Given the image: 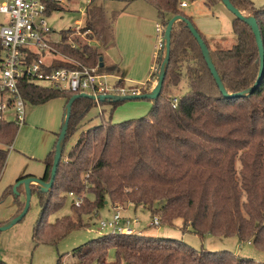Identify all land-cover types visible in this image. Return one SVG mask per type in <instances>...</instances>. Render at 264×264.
Masks as SVG:
<instances>
[{
	"label": "trees",
	"instance_id": "obj_1",
	"mask_svg": "<svg viewBox=\"0 0 264 264\" xmlns=\"http://www.w3.org/2000/svg\"><path fill=\"white\" fill-rule=\"evenodd\" d=\"M102 1L125 4L142 1L156 12L157 23L164 30L174 16L192 23L179 8L183 0ZM230 2L256 20L264 49V5L257 8L251 0ZM204 3L210 7L222 0H204ZM94 10L102 12L99 8ZM122 11H112L110 21H104V30L98 39L102 47L113 46L115 19ZM93 25L88 23L85 31L90 34L97 30ZM231 26L236 44L226 50H212L198 31L227 94L250 89L260 65L249 26L236 18ZM68 32H63L61 41L53 44L59 53L82 65L98 66L100 73L115 71L114 67L101 66L102 55L96 48L67 45ZM164 57L163 48L157 56L158 67ZM33 58L37 56L29 60ZM182 63L188 64L185 73L181 70ZM60 68L73 69L74 65L56 60L47 70ZM182 80L188 91L177 99L173 108V97H167L166 87H176ZM116 86L123 88L120 83ZM20 91L32 105L60 98L66 106L72 97L65 91L25 82H21ZM147 93L149 89L144 86L139 89V94ZM125 102L102 104L115 108ZM150 102L152 109L142 118L118 124L103 121L82 132H79L81 123L97 105L85 98L72 103L62 156L51 189L43 192L36 185L30 186L41 208L32 232L35 245H57L71 232L89 227L83 224V217L91 220L107 206L129 204L134 210H148L151 217H157L160 224L170 229H176L174 223L180 220L178 230L182 234L191 233L201 239L214 236L237 237L240 242L251 240L255 248L264 252V74L252 94L224 98L185 22L177 21L170 33V54L161 93ZM17 130L14 122L0 123V178ZM78 132L75 144L65 155L67 139ZM55 145L43 161L44 182L50 179ZM12 188L13 185L7 187L0 197L2 204L14 195L17 209L11 220L21 213L25 204V193L18 188V194H13ZM69 194L79 198L80 205L72 202L70 215L50 222L49 218L64 208ZM111 251L113 261L110 262ZM73 255L77 259L75 264H262L236 257L229 251H198L181 239L137 233L102 235L75 249ZM0 264L6 263L0 260Z\"/></svg>",
	"mask_w": 264,
	"mask_h": 264
},
{
	"label": "rangeland",
	"instance_id": "obj_2",
	"mask_svg": "<svg viewBox=\"0 0 264 264\" xmlns=\"http://www.w3.org/2000/svg\"><path fill=\"white\" fill-rule=\"evenodd\" d=\"M255 7L259 8L264 5V0H251ZM187 4V8L182 9L184 14L191 16L192 20L195 21V25L199 24L200 27L204 25L212 27L215 33L221 34L222 40H212L207 41L212 50L215 49H230L234 44H236V38L232 32V20L234 16L224 7L222 3H218L213 6H206L204 0H195L190 2L188 0H183ZM125 7L130 12L142 13L145 15L154 16V12L150 7L145 5V3H137L134 5L124 4V2H110L96 0L95 2L91 0H65L63 5H61L57 11H52L48 16V24L52 31V40L57 42L61 41L63 32L69 31L67 33L68 39L66 44L75 48L79 46H90L91 48H96L102 55V64L112 62L115 49L109 45L108 48L101 46L99 42L100 32L104 30V21L111 19V12L117 11L119 8ZM95 8L102 9L101 13H95ZM247 17L250 16L249 12H243ZM0 20L2 18L0 17ZM94 24V29L97 30L85 31V26L88 23ZM215 22V24H213ZM79 23V26L77 24ZM194 25V24H193ZM214 26V28H213ZM81 28L79 31H75V28ZM197 26H195L196 28ZM197 29V28H196ZM198 31V30H197ZM103 32V31H102ZM154 42V60L150 64L149 73L151 75L150 80L144 85V88L149 89V92L155 87L157 83L158 63L157 56L160 52V48L157 43ZM54 48L53 55H46L44 61L46 63H52L56 60H61L66 63L73 62L74 60L63 56L58 52L56 46ZM117 55V54H116ZM190 64V63H189ZM187 63L181 64V70L185 73L187 68ZM156 69L155 72L151 68ZM104 74V73H102ZM107 83L110 86L115 85L114 80L111 77H107ZM141 88V87H138ZM188 88L184 84L183 80L179 85L171 86L167 85L165 93L167 97L180 98L185 95ZM5 96L4 98H6ZM52 106V105H51ZM42 107L45 110L44 105H32L28 102L25 103V115L26 112L29 114L33 110ZM31 108V109H30ZM27 109V111H26ZM152 109V102L147 100H136L127 101L120 104L117 107H113L111 104L99 103L98 106L91 108L86 115L85 119L81 123L82 129L79 132L85 131L87 129L99 126L103 121L111 122L112 124H118L130 120H136L146 116ZM100 112H103L100 116ZM7 122H12L14 119L13 113H9L4 116ZM34 126H31L30 122H26L22 127H18L15 138L12 142L13 150H9L6 167L2 173V179L0 182V197L3 191L15 184V180L18 176L22 175L31 166L34 173H42L44 169V164L42 160H37L35 156V149L37 144L40 145L44 140L41 139V134H49L55 136V141H57L58 135L60 133L61 125L57 131L51 130L49 123H52L53 114L52 112L40 113L38 116L34 115ZM33 127L35 133L30 135H22L23 128ZM78 133L73 134L69 139H67L64 147V154L66 155L73 145L75 144ZM56 143V142H55ZM18 144V146H17ZM39 147V146H38ZM5 185V186H4ZM20 192H24V187H19ZM14 195L9 196L2 204H0V225L11 220L9 210L10 204ZM23 200V196L21 195ZM6 201H9L7 203ZM71 203L72 199L68 196L64 208L49 218L50 222H53L56 218L70 215L71 214ZM113 207V206H112ZM121 209L119 210L122 214L121 221L122 226L128 222V227L133 231V234H142L144 236L152 237H162V238H172V239H182L184 243L195 250L204 249L209 252L217 251H229L233 255L239 258L251 259L255 262L264 264V252L255 248L250 242L251 240H246L240 242L237 237H214L205 236L203 239L191 234H182L178 228H181V221H175L174 225L176 229H170L162 224L159 226H154L152 224L153 218L150 212L146 209H136L134 210L129 204L119 205ZM13 208L17 209L15 205ZM112 209L107 206L105 209L98 211V213L89 220L88 217H83V224L88 225V228H81L71 232L65 238H63L57 245H48L45 243H40L35 245L32 240L33 227L38 220L41 213V208L38 205L37 198L35 196L31 197L30 208L26 216L18 223L13 225L10 229L0 232V260L6 264H75L77 262L76 257L73 255V251L80 246L84 245L90 240L96 239L102 235L109 234L108 230L100 231L98 223L100 219H109L111 216ZM16 212H14L15 214ZM13 214V216H14ZM136 221V222H135ZM152 224V225H151ZM109 261H113V251L109 253ZM92 264H97L93 262Z\"/></svg>",
	"mask_w": 264,
	"mask_h": 264
},
{
	"label": "built area",
	"instance_id": "obj_3",
	"mask_svg": "<svg viewBox=\"0 0 264 264\" xmlns=\"http://www.w3.org/2000/svg\"><path fill=\"white\" fill-rule=\"evenodd\" d=\"M65 0H0V123L7 122L5 115L13 113L12 122L18 127L24 124L25 103L21 94V82L48 87L72 96L86 94L97 98L101 95L125 96L139 94V90H127L110 86L107 75L100 73L98 66L88 67L76 61L71 62L73 69H49L51 63L44 61L46 55H53L52 31L48 24L49 12L57 11L55 7L63 5ZM187 4H180L185 8ZM79 26V23L77 24ZM81 28L76 27L75 31ZM158 47L164 48V29L156 24ZM33 58L31 61L29 58ZM156 69H153L155 72ZM7 96L6 98H4ZM172 107L177 105V98L172 99ZM102 116V112L99 113ZM10 122V121H9ZM72 202L80 205V199L69 194ZM109 219H100V231L109 234L131 235L133 231L127 222L122 226V214L118 206L111 207ZM136 222V221H135ZM152 224L159 226L157 217ZM151 224V225H152Z\"/></svg>",
	"mask_w": 264,
	"mask_h": 264
},
{
	"label": "crops",
	"instance_id": "obj_4",
	"mask_svg": "<svg viewBox=\"0 0 264 264\" xmlns=\"http://www.w3.org/2000/svg\"><path fill=\"white\" fill-rule=\"evenodd\" d=\"M137 3L144 4V2L142 1H135L129 4L134 5ZM187 7L188 6H186L185 8ZM122 9L123 11L120 12L116 17L114 25V43L112 49H115L116 53H114L112 62L104 64V66L106 67H114L115 71L111 74H104L111 77L114 80L115 84H122L123 88L127 90H139L140 88L138 87H143L151 77L149 70L150 64L154 60V42L156 44L155 38L157 36L155 29L157 24L156 12L151 7L150 9L153 10L154 16L137 12H130L125 7L119 8V10ZM190 18L192 19L191 16ZM192 23L194 24V26H197V30L205 37L208 42L212 40L214 41L217 39H223L221 38L222 35L218 32L215 33L212 27L206 25L200 27L199 24L195 25L196 23L194 20H192ZM213 24H215V22H213ZM151 70H153V67L151 68ZM42 105L45 106V110L42 107H39L35 110V112H33V110H30L31 112L29 114L26 112L23 125H25V123L28 121L30 122L31 126H34V115L38 116L40 113L52 112L53 119L52 123H49V125L52 127L51 130L57 131L59 126L63 124L65 114L64 99H54ZM21 133L22 135L26 136L35 133V130L33 127H29L26 129L23 128ZM42 138L44 140L40 145L37 144V147L35 149V156L37 157V160L44 161L53 150L56 142V137L42 133L41 139ZM9 150H13L12 146L9 148ZM32 170L34 169L31 168V166L28 167V170L22 175L18 176L15 181L27 176H33L42 179L45 166L42 170V173H39V171L38 173H34ZM1 179L2 176L0 178V182ZM6 202L9 203V201ZM11 203L12 204H10L9 210L11 211L10 216L12 218L14 212H16V208H13L16 205L14 199Z\"/></svg>",
	"mask_w": 264,
	"mask_h": 264
},
{
	"label": "water",
	"instance_id": "obj_5",
	"mask_svg": "<svg viewBox=\"0 0 264 264\" xmlns=\"http://www.w3.org/2000/svg\"><path fill=\"white\" fill-rule=\"evenodd\" d=\"M222 4L234 16V18H236L240 21H243L247 26H249V28H250V30H251L254 38H255V42H256L258 54H259L260 65H259V70H258V75H257L256 81L250 89H248L246 92L227 94V92L225 91L224 86H223V84H222V82L218 76V73L216 72V69H215V67H214V65L210 59L207 46L203 42L202 38L200 37V35H199L198 31L196 30V28L194 27V25L189 20H187L185 18H182L180 16H174L173 18H171L169 20L167 27L164 30L165 57H164L163 62L161 63V65L158 68L157 83H156L155 87L151 90V92H149L147 94H136V95H125V96L101 95V96H98V98H97L98 103L119 102V101H126L127 102V101H136V100L154 101L155 99L158 98V96L161 93L162 85L164 82L165 68H166V66L168 64V60H169L170 33H171V29H172L173 24L176 23L177 21L185 22L191 36L195 39V41L197 42V44L200 48V51H201V54H202L203 59L205 61V64L207 66V69L209 70L216 86L218 87L221 95L224 98L234 99V98H241V97H244L246 95L252 94L257 89V87L259 86V84L262 80L263 74H264V49H263V45H262V41H261L260 31H259L258 25L256 23V20L251 16L247 17L244 14H242L238 9H236L231 4L230 0H222ZM99 62L101 63V66H102V58H100ZM80 98H85V99H88V100L95 102L94 96L86 95V94L75 95L69 99L67 105L65 106V114H64L63 124L61 126L60 133L58 135L56 145H55V154L53 157V163H52L49 181L44 182L41 178L30 176V177H25V178L18 180L13 185V188H12L13 194H18L17 189L20 186L24 187V190H25L24 208L18 216H16L12 220H10L7 224L0 226V232L10 229L13 225L20 222L26 216V214L30 208V201H31V197H32L30 186L36 185L43 192H47L49 189H51L53 182H54L55 175H56V170H57L58 164H59V162L61 160V156H62V142L65 138L67 127H68V122H69L70 112H71V105L75 100L80 99Z\"/></svg>",
	"mask_w": 264,
	"mask_h": 264
}]
</instances>
